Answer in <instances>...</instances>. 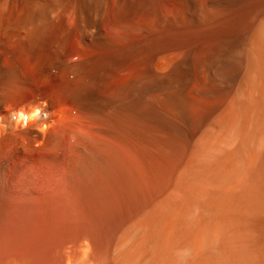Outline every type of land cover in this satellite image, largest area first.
<instances>
[{
	"label": "bare ground",
	"instance_id": "bare-ground-1",
	"mask_svg": "<svg viewBox=\"0 0 264 264\" xmlns=\"http://www.w3.org/2000/svg\"><path fill=\"white\" fill-rule=\"evenodd\" d=\"M0 264H264V0H0Z\"/></svg>",
	"mask_w": 264,
	"mask_h": 264
}]
</instances>
